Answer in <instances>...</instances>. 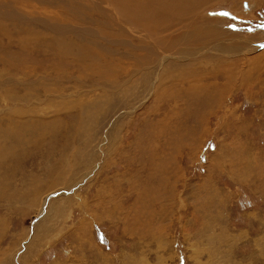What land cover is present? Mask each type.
Instances as JSON below:
<instances>
[{
    "label": "rangeland",
    "instance_id": "374dc122",
    "mask_svg": "<svg viewBox=\"0 0 264 264\" xmlns=\"http://www.w3.org/2000/svg\"><path fill=\"white\" fill-rule=\"evenodd\" d=\"M134 2L0 0V264H264V0Z\"/></svg>",
    "mask_w": 264,
    "mask_h": 264
},
{
    "label": "bare ground",
    "instance_id": "6f19581e",
    "mask_svg": "<svg viewBox=\"0 0 264 264\" xmlns=\"http://www.w3.org/2000/svg\"><path fill=\"white\" fill-rule=\"evenodd\" d=\"M152 1L158 2L161 5V7L164 9L177 11V10L183 9L191 0H146V3L152 2ZM146 3L145 4H136L134 2L133 8L135 10L139 9L140 7H142V9H146L145 8ZM189 4H191V2ZM197 4L202 5V3H200V0H197ZM192 8H194V7L189 5V7L185 8L184 10H191ZM198 26H200V25H198ZM205 28H207V29H205L202 32L197 31V36L199 35V36H203V37H207V38H213L214 37L216 39H218V37H221V36H219V33H221V32H219L218 29L210 27L209 25L205 26ZM211 43L214 45L208 49L209 51H215V52L218 51V52H223V53L227 54V53H231L233 50H236V48H234L233 46H229L230 44H228L226 42L221 43V42L217 41V43H216L214 41H211ZM197 53H198V51L196 53L194 52L193 54H197Z\"/></svg>",
    "mask_w": 264,
    "mask_h": 264
}]
</instances>
